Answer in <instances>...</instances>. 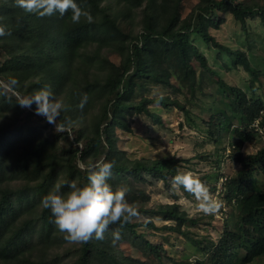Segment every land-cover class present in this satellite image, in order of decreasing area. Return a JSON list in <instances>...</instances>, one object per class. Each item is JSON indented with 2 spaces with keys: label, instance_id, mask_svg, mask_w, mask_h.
<instances>
[{
  "label": "trees",
  "instance_id": "obj_1",
  "mask_svg": "<svg viewBox=\"0 0 264 264\" xmlns=\"http://www.w3.org/2000/svg\"><path fill=\"white\" fill-rule=\"evenodd\" d=\"M143 2L77 0L81 8L91 13L93 21L89 23L82 17L79 23H73L71 10L62 17L58 13L39 17L18 8L14 0H0V27L7 33L0 36V85L15 78L18 84L14 91L22 95L50 86L64 105L57 117L59 125L68 127L80 121L75 140L80 143L85 138L84 147L78 153V148L59 144L58 138H64L65 134L44 136L43 128L31 122L36 116L35 105L29 110L21 108L13 92H5L0 87V264H166V260L173 261L162 245L136 232L132 219L137 215L123 224L120 221L109 224L103 239L88 241H71L54 226L50 209L43 207V197L57 185L61 186V193L70 191L66 181H75L78 185L87 183V166L98 161L115 162L108 182L113 190L124 189L126 200L133 197L130 204L136 207L138 215L144 212L183 226L180 232L188 237H191L189 226L202 218L188 215L175 202L159 203L147 210H143L142 204L136 205L134 197L144 194L137 186L147 176L171 184L176 174L185 173L186 166L181 164L183 159L174 156L147 159L126 155L116 145L114 125L129 130L127 117L135 112H144L160 121L158 110H148V103L184 110L168 99L143 96L134 101L130 96L160 85L165 81L163 74L169 70L178 79V89H193L196 71L191 58L199 67L207 68L195 38L205 44L214 43L250 71L244 53L216 42L208 28H217L226 14L240 23L242 30L248 17L258 15L264 21V0L249 4L239 0H200L195 15L183 19H180L177 0H160L156 8L142 9L138 31L134 32L128 26ZM93 45L120 57V74L107 66L93 69L84 61V50ZM253 75L254 71L252 78L255 79ZM232 93L228 102H223L226 114L211 113L206 121V139L215 145L212 161L217 163L221 158L219 151L226 142L223 127L232 125L226 117L235 119L231 156L240 165L239 170L226 178L224 194L228 204L236 208L237 218L233 224H223L209 256L210 264H247L264 256V186L256 189V176L264 171V147L255 153L240 151L242 144L250 141L257 131L253 126L256 117L261 118L257 127L264 129V114L260 113L264 103L259 99L247 100L239 89L232 88ZM85 94L88 101L80 107ZM20 117L24 118L22 123H18ZM77 159L86 163L84 169L78 167ZM139 225L157 228L152 220H142ZM119 230L130 237L138 255L117 248L114 234ZM190 241L200 258L205 257L195 244L197 240L191 237Z\"/></svg>",
  "mask_w": 264,
  "mask_h": 264
},
{
  "label": "rangeland",
  "instance_id": "obj_2",
  "mask_svg": "<svg viewBox=\"0 0 264 264\" xmlns=\"http://www.w3.org/2000/svg\"><path fill=\"white\" fill-rule=\"evenodd\" d=\"M159 1L144 0L143 5L135 10L132 24L128 27L134 32L138 31L143 15L142 9L144 7L156 8ZM199 1L177 0L180 19L195 15ZM239 1L249 4L262 0ZM122 25H126L125 22ZM208 30L216 42L228 46L231 50H241L250 71L236 62L235 57L227 56L222 49L216 48L214 43L205 44L201 39L195 38L194 42L198 50L206 58L207 68L199 67L197 61L191 58L196 71L193 89L187 87L178 89V85H176L178 79L169 70L163 74L165 78L163 83L152 87L148 92L139 90L130 96L134 101H139L143 96L150 99H168L177 102L184 110L179 107L161 108L159 103H148V110H158L160 121L154 120L144 112H135L127 117L130 122L129 130H123L119 125H114L116 145L119 149L124 150L126 155L132 158L156 159L174 156L183 159L181 164L186 166L183 167V171L199 178L207 188L210 197L221 205L215 214L205 215L198 208L199 201L191 193L186 194L179 187H173L172 183L166 184L160 179L147 176L145 181L138 184L137 190H142L144 194L142 197L135 196L134 202L137 206L142 204L143 210L150 209L159 203L175 202L188 215L202 217L196 225H191L188 228L191 237L197 240L195 244L204 252L205 257L202 259L200 253L193 249L191 237L180 232L183 230V226H178L171 221L160 220L156 216H149L144 212L132 219L136 232L144 233L153 243L162 245L165 253L172 257L173 261L166 260V264H210L209 256L214 250V241L220 236L223 224L226 222L233 224L237 218L236 208L229 205L224 199L226 178L240 169V165L231 156L236 121L230 115L226 117V119L230 118L229 122L232 125L223 127L222 135L226 142L219 151L221 158L217 163H214L212 159L215 158L213 154L215 145L206 139V121L209 120L210 114H226L223 102H228L234 95L232 88L244 92L247 100L251 102L259 99L264 103V21L258 15L248 17L245 21V30H242L240 23L235 21L230 14H226L225 19L220 22L217 28L209 27ZM191 36L193 38L195 35ZM84 55V61H88L89 66L93 69L107 66L117 75L121 73L119 69L120 57L106 49H100L96 45L89 46L84 50ZM252 71H254L255 79L252 78ZM225 93L229 96H226ZM260 113L264 114V109ZM260 119L258 116L253 121V126L257 131L250 141L242 144L240 148L242 154L255 153L264 147V129L257 127ZM59 120L57 118L56 121L58 130H55L54 124H49L44 117L39 115L33 117L31 122L34 126L43 128L44 136H48L49 133L51 135L65 134L64 138H58L59 144L66 148H78L79 153L84 147L85 139L80 143L75 140L77 130L81 128V122H72L70 126L62 127L59 125ZM23 121L24 118L20 117L18 123ZM77 164L80 167V164L85 165L86 163L77 159ZM211 172L216 173L210 174ZM214 176L217 178L211 180V177ZM256 180V189H262L264 186L263 170L256 176ZM131 199L133 197L127 200L129 204ZM142 220H152L157 228L139 225ZM118 233L119 238L114 237L117 248L124 253L138 255L130 237L123 235L120 230ZM240 253L243 256L244 250L241 249ZM247 264H264V256L257 257Z\"/></svg>",
  "mask_w": 264,
  "mask_h": 264
},
{
  "label": "clouds",
  "instance_id": "obj_3",
  "mask_svg": "<svg viewBox=\"0 0 264 264\" xmlns=\"http://www.w3.org/2000/svg\"><path fill=\"white\" fill-rule=\"evenodd\" d=\"M15 5L27 13L39 17L51 16L58 13L61 17L71 10V21L79 23L83 17L87 22L93 21L91 13L81 8L77 0H14ZM4 27H0V36H4ZM18 81L10 78L0 85L5 92L12 91L16 97V104L21 108H31L35 105V114L42 116L49 124L58 130L57 117L63 110L60 101L51 87L45 85L39 91L22 95L14 91ZM88 101L85 94L80 101L83 107ZM62 130V129H59ZM114 161H98L87 166V183L78 185L75 181H66L70 191L60 192V185L50 191L42 199L43 207L50 209L54 226L71 241H88L91 238L103 239L108 225L120 221L121 224L138 215L136 207L125 199V190H113L108 179L112 174ZM81 169L84 164L79 165ZM173 187H182L199 201L198 208L205 215L215 214L220 203L210 197L208 190L201 180L190 173L176 174L172 179ZM119 238V233L114 234Z\"/></svg>",
  "mask_w": 264,
  "mask_h": 264
}]
</instances>
